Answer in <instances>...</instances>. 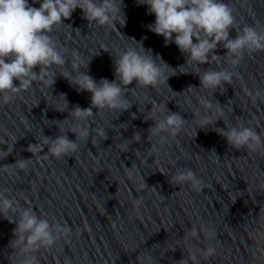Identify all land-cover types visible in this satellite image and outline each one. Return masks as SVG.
I'll return each instance as SVG.
<instances>
[{"label":"water","instance_id":"obj_1","mask_svg":"<svg viewBox=\"0 0 264 264\" xmlns=\"http://www.w3.org/2000/svg\"><path fill=\"white\" fill-rule=\"evenodd\" d=\"M225 2L238 27L248 24L264 30V0ZM145 9L137 0H123L125 24L110 27L89 24L77 8L50 35L69 51H79L88 60L79 70L96 81L114 79L116 50L135 45L134 40H142V46L169 67L185 66L186 53L171 40L165 45L161 35L147 29L154 15ZM238 27L229 28V38ZM226 51L219 43L213 50L220 67L237 73L232 83H222L211 92L202 89L194 68L177 70L154 87L133 81L124 93L129 107L93 108L89 135L78 141L75 152L59 158L49 153L41 138L51 141L66 135L75 140L63 122L74 123L71 109L88 107L90 92H77L53 66L50 88L34 82L0 104V152L6 153L0 156V191L20 209L30 208L46 219L55 236L52 245L22 253L20 259L34 257L35 264H146L148 257L152 264H264V149L235 148L215 131L237 123L255 124L264 131V97L253 101L245 91L264 82V50L246 52L235 68L226 64ZM217 67L215 62L199 65L201 71ZM60 94L67 101L64 110L54 105L63 104ZM204 96L212 103L211 118H216L217 107H222L223 115L200 128L193 124V113L206 112L195 103ZM153 104L178 113L186 122L156 155L147 139L154 124L148 117ZM97 127L104 128V137L96 136ZM135 133L139 141L132 140ZM30 144L42 147L33 153ZM20 160L30 161L25 169L15 166ZM129 168L134 172L131 177ZM183 169L200 178L199 191L192 190L189 182H172ZM9 215L12 222L0 216V264H15L19 252L11 247L19 216L11 211ZM193 227L195 237L188 235ZM209 231L214 233L211 238ZM209 246L214 254L201 255Z\"/></svg>","mask_w":264,"mask_h":264},{"label":"clouds","instance_id":"obj_2","mask_svg":"<svg viewBox=\"0 0 264 264\" xmlns=\"http://www.w3.org/2000/svg\"><path fill=\"white\" fill-rule=\"evenodd\" d=\"M36 3L38 7L33 6ZM122 3L123 0H31V3L29 0H0V104L8 103L16 94L30 89L34 82H38L42 88H50L55 76L50 71L53 66L60 68V74L67 78L70 85L75 86L77 92L86 90L91 93L88 107L75 106L71 109L74 123L70 124L67 120L63 122L69 125V130L76 136L75 140L66 135L57 136L51 141L47 137L41 138L42 144L49 146L48 151L54 157L75 152L78 141L89 135L88 121L93 116V108H128L124 93L131 82L135 81L136 85L143 87H154L165 83L167 77L174 75L177 70L188 72L194 68L199 75L200 88L211 92L222 83H232L233 77L237 75L230 68L219 66L220 58L213 52L218 43L227 50L224 60L231 68L240 64L246 52L264 50V30L248 24L238 27L233 9L225 0H137V4L146 6L147 14L154 15V21L146 25L147 29L161 35L165 45L171 40L181 53H186L185 66H177V69L169 67L160 61L158 54L153 57L152 50L142 46V40H134L135 45L116 50L114 79L109 81L101 78L96 81L86 71L79 70L86 67L88 60L85 61L76 49L69 51L58 44L50 33L54 27L62 24V18L70 17L77 8L82 10L89 24L115 27L118 23L123 26L126 17L122 12ZM237 27V34L229 38V28ZM67 56L71 59L66 60ZM208 62H215L217 69L201 71L199 65ZM66 64L72 69L71 73L65 67ZM37 66L39 70L34 71ZM245 91L253 101L264 97V82H257L254 90ZM60 97L63 104L54 105L57 110H64L67 101L63 94ZM188 103L192 105L191 97ZM195 103L206 110L205 113L199 110L193 113V124L200 128H205L223 115L222 107H217L216 118H211L212 103L206 96L196 98ZM148 117L154 120V124L149 128L147 139L151 142L152 154L156 155L170 138H175L186 122L178 113L169 112L158 104H153ZM215 131L221 133L228 144L235 148L264 149V131L255 124L237 123L229 125L226 130L216 128ZM95 134L104 137V128H95ZM153 138L155 143L152 142ZM132 140L139 141V133H135ZM42 144H30L28 150L35 153ZM5 154L0 152V156ZM29 162L20 160L15 166L25 169ZM127 174L129 177L134 175L132 168L128 169ZM171 180L176 184L189 182L194 191L202 187L200 178L191 169L178 170ZM10 211L17 212L19 216L13 229L16 238L11 241V247L19 248L15 264H35L34 257L26 260L19 257L29 250L52 245L55 236L50 225L46 219L38 218L30 208L20 209L14 199L0 191V216L12 222ZM188 235L195 237L196 228L193 227ZM207 235L211 238L214 233L209 231ZM214 252L215 249L209 246L201 251V255L211 256ZM189 255L191 259H196L190 249ZM146 264H152L151 257L147 258Z\"/></svg>","mask_w":264,"mask_h":264}]
</instances>
